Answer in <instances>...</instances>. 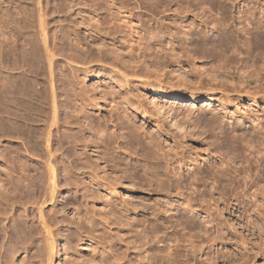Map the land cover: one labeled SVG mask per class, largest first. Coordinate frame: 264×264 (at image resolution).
Returning <instances> with one entry per match:
<instances>
[{"label":"rangeland","instance_id":"374dc122","mask_svg":"<svg viewBox=\"0 0 264 264\" xmlns=\"http://www.w3.org/2000/svg\"><path fill=\"white\" fill-rule=\"evenodd\" d=\"M0 2L11 16L10 26H0V40L17 45L14 55L5 59L10 65L14 59L21 63L20 52L22 47L28 49V40H40L38 9L46 14L47 42L56 51L52 83L58 87L56 105L61 120L60 132L51 128L49 142L54 155L49 161L58 167L56 191L50 199L45 187L46 128L41 122V126L34 124L27 111H17L9 102L2 107L0 215L4 218L6 213L9 220L0 225L8 229L12 243L20 229H25L26 248L17 245L16 253L9 254V243L0 232V264H47L49 254L39 234L40 211L53 235L50 264H110L116 255L124 256L125 246H129L125 264H146L153 247L175 244L173 233H204L206 228L210 230L211 219L218 222L212 210L169 211L172 205L184 208L195 175L200 185L194 205L208 209L217 205L223 212L220 223L225 231L264 243V236L259 239L257 231L252 233L244 226L239 212L233 213L228 198L232 181H243L251 174L264 180V163L259 165L256 152L264 147V129L259 133L254 128L259 123L264 126V0H114L113 8L111 0H39V8L36 0ZM24 7L32 14L29 24L21 20ZM21 25H25L22 31ZM12 33L18 37L16 43ZM258 36L261 43L255 40ZM70 54L76 62L67 65ZM28 60L32 62L30 57ZM8 73L16 81V90L23 82L28 90L48 86L46 72L35 75L15 67ZM171 89L186 98L175 100L168 95ZM42 107L41 119L48 120L50 107ZM29 108L40 110L38 103ZM168 115H176L183 130L173 126ZM139 142L150 148H142ZM58 145L66 149L64 160ZM159 148L170 151L169 156L153 161V154L163 153ZM176 157L185 162H175ZM252 157L254 161H250ZM170 162L171 167L177 166L176 177L164 173ZM6 165L26 168L27 176L18 175L19 179L14 173L11 177L4 171ZM94 174L110 190L99 189ZM178 178L186 184H179ZM72 179L77 180L75 188ZM178 184L182 185L176 188ZM89 190L95 199L89 200ZM196 244L203 253L197 252V259L210 258L205 264L214 263L213 240ZM142 256L146 258L141 260ZM263 257L259 264H264ZM254 259L252 255L250 262Z\"/></svg>","mask_w":264,"mask_h":264},{"label":"bare ground","instance_id":"6f19581e","mask_svg":"<svg viewBox=\"0 0 264 264\" xmlns=\"http://www.w3.org/2000/svg\"><path fill=\"white\" fill-rule=\"evenodd\" d=\"M11 2V0H8ZM226 1V0H225ZM228 2L232 1V0H227ZM36 2L38 3L37 4V7L39 6V0H36ZM112 2V8L115 7V3H114V0H111ZM232 3V2H231ZM39 8V7H38ZM111 8V9H112ZM179 8V7H178ZM264 11V10H263ZM253 13V12H252ZM21 20L24 22V23H28L29 21V18L32 20V14H29L27 12V9L24 7L21 9ZM45 16L46 14L42 12V9L39 8L38 9V15H37V26H36V32H37V36L38 38L40 39L39 41L37 40H34L32 39L31 41L28 40V42L26 43V45L28 46V49H25L24 47H22L21 49V63H19L16 59H14V62L12 65L8 64V63H5V59H9L13 54V50L14 48L17 46L16 44L14 45H8L7 42L5 41H1L0 40V113L2 111V107L3 105H6L8 104H12L15 106L16 110L17 111H27L26 112V115L29 117V119L35 124L37 123L38 125H40L39 123L41 122L44 127L46 128L43 129L45 131L44 132V135L43 136L45 138V141H46V155L45 158L47 159V162H48V165H46V170H47V177H46V180H47V185L45 186L46 187V195L48 194V198H52L54 196V193L56 191V178H57V173H56V166L54 167V165H51L50 163V157L54 156L53 154H51V151L49 150V142H50V137L51 136V128H54L56 131H59V127H60V121H59V117H58V110L57 109V95H58V87L55 83H52V81L54 80L53 79V76H54V73H55V70L57 71V66L55 65L54 63V58L56 57V51L53 48H50L49 47V44L47 42V34H46V19H45ZM11 16L10 14L8 13H5L3 11V9H1V2H0V26L3 27L5 26H10L11 22ZM29 24V23H28ZM193 25V24H192ZM191 26V25H190ZM216 26V25H215ZM214 26V27H215ZM3 29V28H1ZM25 29V25H21L20 26V30H24ZM10 30V29H9ZM6 31V30H5ZM4 32V31H3ZM2 32V33H3ZM9 32V31H8ZM7 32V33H8ZM6 35V34H5ZM11 38L15 39L14 42L16 43V39H18V37L12 33L11 35ZM217 38H219V36L217 35ZM256 42L259 41V43H261L260 41H262V38L260 36L256 37L255 38ZM222 43V42H221ZM219 44V43H217ZM221 46V44H220ZM73 55V54H72ZM71 54L70 55H67L68 59L66 60L67 62V65L70 63H73V62H76L74 60H76L74 57L75 56H72ZM28 57H30L32 59V62H29L28 60ZM84 62H88V59H83ZM82 61V62H83ZM69 62V63H68ZM75 64V63H73ZM77 64V63H76ZM222 64V63H221ZM70 66V65H69ZM221 66V65H219ZM15 67H17V69H23V73L25 72H30L32 71L33 74L35 75H39L41 72H46L49 76V80H48V86L47 87H41L39 86V88L37 87H34L32 88L31 90H28V88L26 87L25 83L23 82L21 84V89L19 90H16L15 88H13V84L16 82L15 80H12L11 79V74L8 73L9 70L11 69H14ZM223 67V66H222ZM222 67H219V70L220 68ZM215 68V67H214ZM212 67V70L214 69ZM217 70V69H216ZM215 71V70H214ZM213 71V72H214ZM221 71V70H220ZM223 71V70H222ZM22 73V74H23ZM216 73V72H215ZM218 73V72H217ZM216 73V74H217ZM57 74V73H56ZM126 74V73H125ZM215 74V76H216ZM219 74V73H218ZM221 74V73H220ZM134 76H136L137 74L134 73L133 74ZM127 76V75H125ZM138 76V75H137ZM223 77V76H222ZM31 91V92H30ZM42 91H44V94L42 93ZM160 91H161V87H160ZM160 91H158V93H161ZM30 92V93H29ZM157 93V92H156ZM168 95H171L174 97L175 100H182L184 98H186L184 96V93H181L179 91H174V90H170L168 92ZM61 99V97H60ZM63 99V98H62ZM173 99V100H174ZM4 101V102H3ZM84 101V100H83ZM82 101V103L84 104V102ZM49 102V103H48ZM35 103H38L39 104V111L36 112V109H32V108H29V104L31 105H34ZM61 103V101L59 102ZM78 103V102H77ZM45 104H48L49 107H50V113H49V118H47L48 120H44L42 121L41 119V110L43 109V105ZM62 105V103H61ZM88 105V104H87ZM62 107V106H60ZM64 107V106H63ZM83 107V106H81ZM29 108V110H28ZM77 108H79L77 106ZM88 108V107H87ZM162 108V107H161ZM84 109V108H82ZM63 110V109H62ZM76 110V109H75ZM160 110V109H158ZM6 111H8V109L6 108ZM79 111V110H78ZM83 111V110H82ZM82 111L80 113H82ZM85 111V109H84ZM83 111V112H84ZM162 111V110H161ZM67 112V111H66ZM69 112V111H68ZM67 112V113H68ZM65 113V112H64ZM86 113V111H85ZM161 113V112H160ZM166 113V112H165ZM168 113V112H167ZM66 116V115H65ZM64 116V117H65ZM71 116V114H70ZM176 116V115H175ZM175 116L173 117L172 115H168L167 116V120H169L173 126H175L176 128L180 129V130H183V125L181 126L177 120H175ZM48 117V116H47ZM62 117V118H64ZM166 118V117H165ZM178 118V117H177ZM24 119V118H23ZM65 121H66V124L68 126H70V121H67V120H70L67 116L65 117ZM122 119V118H121ZM123 120V119H122ZM182 120V119H181ZM47 121H49L47 123ZM64 121V120H62ZM60 122V123H59ZM180 122V120H179ZM182 124V123H181ZM260 124V123H259ZM257 124L256 127H254L256 129V131L260 133L261 130L264 129V126L263 125H259ZM41 126V125H40ZM37 127V125H36ZM38 128V127H37ZM43 128V127H42ZM161 128V127H160ZM61 129V127H60ZM142 129V128H141ZM159 129V128H158ZM0 130H3L2 127L0 126ZM42 130V129H41ZM163 130V128H162ZM140 131V130H138ZM160 131V130H159ZM58 132V133H59ZM42 134V133H41ZM40 134V135H41ZM139 134V133H138ZM136 135V134H135ZM41 137V136H40ZM136 138V137H135ZM264 138V137H262ZM261 138V140H262ZM139 139V138H138ZM137 139V140H138ZM259 140V141H261ZM259 141H257L258 143H260ZM72 142V141H70ZM75 142V141H74ZM86 142V141H85ZM138 142V141H137ZM150 142V141H149ZM262 142H264V140H262ZM261 142V143H262ZM148 143V141L146 142ZM145 143V144H146ZM153 143V141H152ZM86 144V143H85ZM142 144V143H141ZM151 144V142L149 143V145ZM155 144V143H154ZM139 146L140 145V142L137 144ZM147 145V144H146ZM143 146L144 148L147 147V146ZM258 145V144H257ZM260 146L263 147L262 144H259ZM258 145V146H259ZM159 146V145H158ZM83 147H87V145L83 146ZM81 147L83 150L84 148ZM142 147V146H141ZM142 147V148H143ZM149 147V146H148ZM151 147V145H150ZM149 147V148H150ZM155 147V146H154ZM153 148V145L152 147ZM156 148V147H155ZM146 149V148H145ZM158 149V148H157ZM171 149V148H170ZM258 149V148H257ZM57 150V149H56ZM58 150H60L59 152H61L60 156L61 158L66 159L68 155H66V149H63V146L62 145H58ZM128 150V149H127ZM149 150V149H148ZM168 150V149H167ZM129 151V150H128ZM156 151V150H155ZM154 151V152H155ZM159 151L160 152H163L161 154H153V156H151L153 159V161L163 157L162 160H164V158H167V156H169V152H167L165 149H162V148H159ZM173 151V150H172ZM264 151V147L258 150H256V152L258 154H260L258 157H257V161L259 163V165H263L264 163V154H262ZM153 152V150H152ZM158 152V151H156ZM172 153V152H171ZM254 153V152H252ZM78 155V154H77ZM76 155V156H77ZM173 155V154H172ZM181 155V154H180ZM59 156V157H60ZM80 156V154H79ZM178 156V155H177ZM55 158V157H54ZM69 158V157H68ZM78 158V157H77ZM82 157H80L79 159H81ZM103 158V157H102ZM169 158V157H168ZM170 159V158H169ZM172 159V158H171ZM170 159V160H171ZM180 159V161L183 159V157H176V159H174L175 162H178ZM60 160V158H59ZM62 160V159H61ZM62 160V161H63ZM84 160V159H83ZM162 160H159V161H162ZM2 161V160H0ZM61 161V162H62ZM112 161V160H111ZM167 161V160H166ZM250 161H254V157L250 158ZM53 162V161H52ZM55 162V161H54ZM53 162V163H54ZM60 162V163H61ZM66 162V161H65ZM182 162V161H181ZM185 162V161H184ZM182 162V164L184 163ZM256 162V161H255ZM70 163V162H69ZM167 163V162H166ZM56 164V163H55ZM64 164V163H63ZM193 164V163H192ZM73 165V164H72ZM71 165V166H72ZM75 165V164H74ZM73 165V166H74ZM171 162L168 164V167L165 168V171L164 173L167 175V174H171L172 176H175L176 175V172H177V166H173L171 167ZM179 165V164H178ZM59 166V165H58ZM62 166V165H61ZM64 166V165H63ZM70 166V167H71ZM192 167V166H190ZM56 168V169H55ZM79 167H77V170H78ZM188 168V167H187ZM193 168V167H192ZM212 168V167H211ZM210 168V169H211ZM67 169V167H66ZM68 169H70L68 167ZM75 169H76V166H75ZM83 168H80L79 170H82ZM219 167L216 169V171H221L218 170ZM64 170V169H63ZM213 170V169H212ZM4 171L6 174L8 175H11L14 176L13 174H17V177L18 175L22 177H24V175L27 176V174H24L26 173L27 169L24 168V167H19V168H11L10 166H7L4 168ZM66 171V170H65ZM70 171V170H69ZM91 171V170H90ZM214 171V170H213ZM63 172V171H62ZM79 172V171H78ZM92 172V171H91ZM219 172L215 173L217 176H219ZM64 173V172H63ZM80 173V172H79ZM178 173V172H177ZM190 173V172H189ZM212 173V172H210ZM223 173V172H221ZM73 174V173H72ZM81 174H84L82 171H81ZM96 174V173H95ZM94 174V175H95ZM181 174V173H180ZM184 174V173H183ZM192 174V173H191ZM194 174V173H193ZM192 174V175H193ZM214 174V176H216ZM91 175V174H90ZM93 177H96L97 176L95 175ZM186 175V174H185ZM253 174H251L248 178H245L243 181L237 179V180H234L232 181V183L229 184V199H231L232 201V207H233V213L235 212H239V217L243 218V220L245 221L244 222V226L247 228V229H250L252 231V233L254 231H257L258 232V237L259 239H261L263 236H264V180H259L255 177H252ZM82 176V175H81ZM92 176V175H91ZM213 176V178H214ZM80 177V175H79ZM92 177V178H93ZM176 177V176H175ZM178 177V176H177ZM180 177V176H179ZM16 178V177H14ZM19 179H21L20 177H18ZM16 179V180H19V179ZM26 178V177H25ZM24 178V179H25ZM84 178V176H83ZM81 178V179H83ZM86 178V177H85ZM95 178V179H96ZM183 178V177H182ZM196 175L195 177H193L192 179H194L193 181H190L189 183V187L190 186H194V188H190L189 190L191 191L190 194H188L189 197H185L187 199L184 198L183 200V206L184 208H181L180 204L175 206V205H172L171 207H169V211L170 210H184V211H189V212H206V211H209V210H212L213 213L216 212V215H217V219H218V222H215V219H211L210 220V223H211V227H210V230L209 228H206L205 229V232L204 233H201V231L197 232V233H194V234H189V235H186L185 232H183L182 234H177V233H173V240L175 241V244H173L172 246L168 245V246H161V247H151L153 250H154V253L151 257V260L150 261H146L145 263L146 264H190V260L193 261V264H205L206 261H209L210 258H206L202 261H199L196 257V253L199 252V254H203L202 253V250H198V246H197V242H200V240H206L207 242H210L211 240H213V244H212V247H214L215 251L213 252L214 254V263L215 264H259L262 259H261V256H264V243L262 244H256V243H253L251 241V239H246V237L244 238L242 235H235L234 233H228L227 231L224 230L223 226L221 225V216H222V211H219V209L217 208V205H216V209H208V208H203L202 206L200 205H194L193 203H195V194H196V191H197V187L199 184V181L196 179ZM28 179V178H27ZM90 179V178H89ZM218 179H221V174L219 176ZM71 180V179H70ZM69 180V183L70 184V181ZM73 180V179H72ZM84 180V179H83ZM82 180V181H83ZM93 180V179H92ZM186 180V179H185ZM197 180V181H196ZM1 181V180H0ZM75 181V180H73ZM77 181V180H76ZM74 182L72 183L75 188V183L77 182ZM81 181V180H79ZM189 181V180H188ZM213 181V180H212ZM214 181L215 183L218 182L217 178L215 177L214 178ZM214 181L212 183H214ZM20 183V180L18 181ZM84 182V181H83ZM177 182H181V183H184L183 180L180 178H178ZM86 183V182H85ZM97 187L100 189V188H104V189H107L109 186H107L106 188V184H102L101 181H99V179L97 178V181L95 180L94 182ZM150 183V182H149ZM157 183V182H156ZM159 183V182H158ZM161 183V182H160ZM159 183V186L158 187H163L162 184ZM43 184V181L41 180L40 181V185ZM81 184V183H80ZM80 184H77L78 187ZM83 184V183H82ZM90 184V183H89ZM180 184V183H179ZM179 184L176 186L177 187H181V185L179 186ZM186 184V183H184ZM219 184V183H218ZM3 183L0 182V189L3 188L2 187ZM22 185V184H21ZM21 185H20V188H21ZM24 185V184H23ZM44 185V184H43ZM76 185V186H77ZM84 185V184H83ZM87 185V183H86ZM105 185V186H104ZM109 185V184H108ZM67 186V185H66ZM187 186V185H186ZM23 187H27V186H23ZM22 187V188H23ZM36 187V186H34ZM113 187V186H112ZM183 187V186H182ZM12 188V186H11ZM21 188V189H22ZM37 188V187H36ZM33 189V192L35 191V189ZM40 188V187H38ZM37 188V189H38ZM114 188V187H113ZM112 188V189H113ZM13 189V188H12ZM10 189V190H12ZM42 189V188H41ZM77 189V188H76ZM80 189V188H79ZM88 189V188H87ZM110 190V187L108 188ZM167 189V187H166ZM178 189H181V188H178ZM15 190V189H14ZM40 190V189H38ZM93 190V189H92ZM92 190H89V193H91L90 191ZM114 190V189H113ZM116 191V190H115ZM161 191V190H160ZM166 191V190H165ZM12 193H16L15 191H11ZM36 192V191H35ZM88 192V190H87ZM108 192V191H107ZM100 193V192H99ZM163 193V192H162ZM198 193V192H197ZM183 195V193H182ZM91 199L89 200H93L95 199L94 198V194L91 193L89 195ZM181 196V195H180ZM183 199V197H181ZM97 199V198H96ZM99 199V198H98ZM44 202V200L42 201V203ZM199 202H197L196 204H198ZM200 204V203H199ZM14 203L11 204V208L13 207ZM26 203H23V206H25ZM157 205V204H156ZM182 205V204H181ZM196 206L195 207H193ZM166 206V205H165ZM198 206V207H197ZM148 208H150L151 206L150 205H147ZM153 207V206H152ZM10 208V209H11ZM154 208V207H153ZM195 208V209H194ZM116 209V208H115ZM152 209V208H151ZM118 210V209H117ZM156 210V209H155ZM167 210V209H166ZM42 211L39 212L38 214V220H39V223L41 225L40 227V233L42 238L44 239L45 241V250L47 251V253L49 254V256L47 257V264H50V257H51V254H52V248H53V239H52V234H51V226H48V224H46V222L44 221L43 219V215L41 213ZM111 212V211H110ZM194 212V213H195ZM153 213V212H152ZM110 214V213H109ZM160 214V213H159ZM209 214V213H208ZM207 214V215H208ZM155 215V214H154ZM4 218H2V215H0V222L2 223L3 221L2 220H9L8 218V215H6V213L4 214L3 216ZM12 219V220H11ZM50 219V218H49ZM10 220L13 222V218L10 217ZM49 222V221H48ZM106 223V222H105ZM51 224V223H49ZM107 225V224H106ZM128 225H130V223H128ZM130 227V226H129ZM128 227V228H129ZM0 232L4 234V237L7 239V244L8 246V250H9V254H13L15 251H16V246L17 245H20L22 248H26L24 247L23 245L26 244V239H25V229H20V231L18 232L20 234L19 237H17L15 240V242L12 243V238L11 236L9 235V231L8 229L4 226V224H2V226L0 225ZM249 236H252L253 234H248ZM29 237V236H28ZM34 236H32L33 238ZM27 238V237H26ZM29 239V238H27ZM31 239V238H30ZM29 239V241H30ZM50 239V242L48 243V240ZM25 243H24V241ZM28 241V242H29ZM120 241V240H119ZM27 242V243H28ZM237 242V244H236ZM101 243V242H99ZM3 244V243H2ZM32 244V243H31ZM4 245V244H3ZM6 245V244H5ZM4 245V246H5ZM30 245V244H29ZM128 246V244H126ZM229 245V249L227 248ZM31 246V245H30ZM6 247V249H7ZM201 247V246H200ZM1 248H2V245H1ZM5 248V247H4ZM3 248V249H4ZM18 248V247H17ZM20 248V247H19ZM21 248V249H22ZM107 248V247H106ZM129 246L126 247L125 246V254L124 256H118L116 255L117 257H115L112 262H110V264H125L126 261L128 262V259L125 258V255H126V251L128 252L129 251ZM138 251V250H137ZM3 252H5L3 250ZM8 252V251H7ZM135 252V251H134ZM139 252V251H138ZM16 253V252H15ZM1 254V252H0ZM4 254V253H3ZM7 254V253H6ZM254 255V260L252 262H250V257ZM144 256L140 257L141 260H144L146 257ZM1 258V256H0ZM183 258V259H181ZM264 259V257H263ZM96 260V259H95ZM130 260V259H129ZM141 260L139 262H141ZM23 262V260H21ZM159 261V263H158ZM205 261V262H204ZM91 262V261H90ZM100 263H104V261L101 259L99 261ZM204 262V263H203ZM95 263V262H94ZM214 263H210V264H214ZM23 264V263H22ZM90 264H93V263H90ZM96 264V263H95ZM98 264V263H97ZM143 264V263H141Z\"/></svg>","mask_w":264,"mask_h":264}]
</instances>
